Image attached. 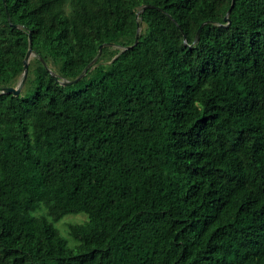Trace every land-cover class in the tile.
<instances>
[{
	"label": "trees",
	"instance_id": "obj_1",
	"mask_svg": "<svg viewBox=\"0 0 264 264\" xmlns=\"http://www.w3.org/2000/svg\"><path fill=\"white\" fill-rule=\"evenodd\" d=\"M30 49L0 264H264V0H0V87Z\"/></svg>",
	"mask_w": 264,
	"mask_h": 264
},
{
	"label": "water",
	"instance_id": "obj_2",
	"mask_svg": "<svg viewBox=\"0 0 264 264\" xmlns=\"http://www.w3.org/2000/svg\"><path fill=\"white\" fill-rule=\"evenodd\" d=\"M233 5H234V2H233ZM231 11H232V8L229 10L228 15L225 18V21L228 24L231 23L230 18H229V15L231 14ZM7 17H8V19H10V16H9V12L8 11H7ZM140 32H141V27L139 26L138 33H137V36H136L135 45L139 41ZM200 33H201V30H199V32H198L197 40L200 38ZM29 41H30V43H32L31 36L29 38ZM102 50H103V46L100 47V54L102 53ZM33 56H35V55H34L32 49H30L29 52L27 53V56H26L25 61H24V72H23V78H22L21 84L18 85L17 87H5V88L0 87V92L1 93H4V94H13L16 97L20 96V94H21V92L23 90V87L25 85V82L27 80V77H28L29 67H30V61H31V58ZM82 77H83V75L80 76L79 78H77L76 80L71 81V82H65L64 85H73V84H76L78 81H80L82 79Z\"/></svg>",
	"mask_w": 264,
	"mask_h": 264
},
{
	"label": "rangeland",
	"instance_id": "obj_3",
	"mask_svg": "<svg viewBox=\"0 0 264 264\" xmlns=\"http://www.w3.org/2000/svg\"><path fill=\"white\" fill-rule=\"evenodd\" d=\"M35 63H36L35 56H33L30 61V66L34 68L36 65ZM22 78L19 80L17 86L21 84ZM25 90H26V83L22 91L25 92ZM87 220L88 218L85 214H71V215L66 216L58 224H56V227L60 230L61 234L69 240L70 246H73L75 243L73 239L69 236L68 225L73 224V223H84Z\"/></svg>",
	"mask_w": 264,
	"mask_h": 264
}]
</instances>
